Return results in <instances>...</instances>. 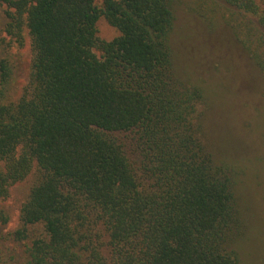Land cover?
I'll list each match as a JSON object with an SVG mask.
<instances>
[{"label":"trees","instance_id":"16d2710c","mask_svg":"<svg viewBox=\"0 0 264 264\" xmlns=\"http://www.w3.org/2000/svg\"><path fill=\"white\" fill-rule=\"evenodd\" d=\"M222 1L264 31V0ZM4 6L0 201L36 165L15 232L29 239L27 264H246L253 237L239 171L210 137L204 79L178 69L171 0ZM101 18L116 37L98 36ZM25 31L32 63L14 98L7 51ZM8 221L0 204V224Z\"/></svg>","mask_w":264,"mask_h":264},{"label":"rangeland","instance_id":"374dc122","mask_svg":"<svg viewBox=\"0 0 264 264\" xmlns=\"http://www.w3.org/2000/svg\"><path fill=\"white\" fill-rule=\"evenodd\" d=\"M171 2L175 14L172 46L178 69L204 79L212 102L210 137L217 142V152L235 161L233 167L239 171L238 193L247 231L253 237L252 249L246 247L244 252L245 263L264 264V73L256 57L262 49L264 31L254 17L222 0ZM4 8L0 9V22ZM97 27L102 39L118 35L104 18ZM23 39L22 44L11 40L7 51L15 67L11 84L14 98L21 95L32 63L27 31ZM95 52L101 55L99 50ZM37 175L35 165L25 179L11 187L9 197L0 201L9 215V221L0 224V257L7 264L28 262L29 239H16L15 232L21 225L22 203ZM250 253L258 261H253Z\"/></svg>","mask_w":264,"mask_h":264}]
</instances>
